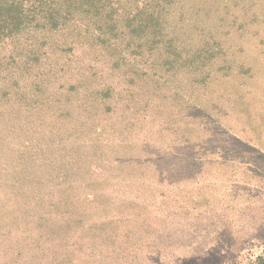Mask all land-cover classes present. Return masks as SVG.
<instances>
[{"label":"rangeland","instance_id":"rangeland-1","mask_svg":"<svg viewBox=\"0 0 264 264\" xmlns=\"http://www.w3.org/2000/svg\"><path fill=\"white\" fill-rule=\"evenodd\" d=\"M217 4L187 46L222 65L137 103L32 91L0 43V264H264V0Z\"/></svg>","mask_w":264,"mask_h":264},{"label":"trees","instance_id":"trees-1","mask_svg":"<svg viewBox=\"0 0 264 264\" xmlns=\"http://www.w3.org/2000/svg\"><path fill=\"white\" fill-rule=\"evenodd\" d=\"M217 5V0H0V43L11 39L13 73L31 62L17 77L31 75L32 91L56 83L85 88L79 99L126 97L137 103L149 98L139 91L147 84L169 91L182 72L202 80L213 63L224 61L222 46L213 40L193 50L187 46L197 34L213 39L205 25ZM76 42L85 49L82 57L74 53Z\"/></svg>","mask_w":264,"mask_h":264}]
</instances>
